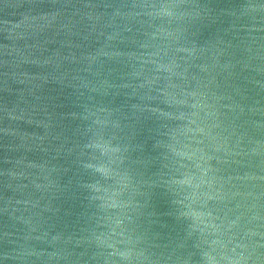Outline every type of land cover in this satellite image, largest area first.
I'll list each match as a JSON object with an SVG mask.
<instances>
[{
  "label": "water",
  "instance_id": "1",
  "mask_svg": "<svg viewBox=\"0 0 264 264\" xmlns=\"http://www.w3.org/2000/svg\"><path fill=\"white\" fill-rule=\"evenodd\" d=\"M0 264H264V0H0Z\"/></svg>",
  "mask_w": 264,
  "mask_h": 264
},
{
  "label": "snow or ice",
  "instance_id": "2",
  "mask_svg": "<svg viewBox=\"0 0 264 264\" xmlns=\"http://www.w3.org/2000/svg\"><path fill=\"white\" fill-rule=\"evenodd\" d=\"M101 171L104 172L105 174H108L106 169H101Z\"/></svg>",
  "mask_w": 264,
  "mask_h": 264
}]
</instances>
